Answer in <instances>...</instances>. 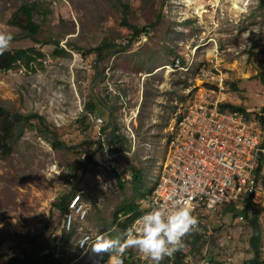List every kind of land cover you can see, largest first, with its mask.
<instances>
[{
	"label": "rangeland",
	"instance_id": "obj_1",
	"mask_svg": "<svg viewBox=\"0 0 264 264\" xmlns=\"http://www.w3.org/2000/svg\"><path fill=\"white\" fill-rule=\"evenodd\" d=\"M33 3L49 10L47 15L34 14L33 21L41 26L38 40H58L67 53L55 55L54 43H36L24 35L23 9ZM127 3L130 7L124 14ZM158 15L155 27L129 42L131 30L125 16L130 23L145 25ZM0 32L12 35L11 50L35 47L43 53L34 64L37 71L20 62L10 70L0 69L1 104L12 111L45 116L69 142L99 135L106 141L112 128L129 140L127 151L111 156L103 150L105 154L95 156L97 164L81 171L74 168L78 156L68 149H54L38 129L27 124L13 152H0V264L29 245L49 221L59 196L81 189L89 206L86 219L66 231V211L55 212L48 232L37 241L40 256L78 253L69 264H107L108 253H93L91 244L81 249L79 240L84 233L92 238L117 236L120 230L113 220L123 204L149 207L146 191L153 188L165 159L166 130L176 102L203 69L226 76L228 102L248 110L264 105V85L257 75L258 67L264 66L259 50L264 45V8L259 0H60L58 4L0 0ZM104 43L110 47L99 61L89 49ZM253 48L256 55L251 56ZM177 58L194 61L188 70H174ZM229 82L236 83L238 90H231ZM88 104L96 106L95 113H87ZM96 114L103 123L95 122ZM104 126H108L106 133L101 131ZM135 167L144 175V188L138 191L130 180ZM118 172H125L124 188L118 183ZM258 205L264 260V203ZM242 206L241 202L236 205L238 215L210 216L195 248L191 237L184 244L185 264H243L253 257L252 230L241 214ZM101 257L106 261L101 262ZM173 262L163 259L161 264Z\"/></svg>",
	"mask_w": 264,
	"mask_h": 264
},
{
	"label": "built area",
	"instance_id": "obj_2",
	"mask_svg": "<svg viewBox=\"0 0 264 264\" xmlns=\"http://www.w3.org/2000/svg\"><path fill=\"white\" fill-rule=\"evenodd\" d=\"M58 1L54 0V4ZM193 61L182 65L177 58L173 68L188 70ZM226 79L224 74L203 69L195 82L183 90L167 126L166 155L146 211L154 199L168 204L164 198L175 193L187 200L197 219L196 227L182 238V247L169 260L182 254L188 239L206 227L210 216L224 206L237 205L249 197L256 204L264 203V127L258 116L251 119L241 111L220 108L228 98ZM94 120L103 123L97 114ZM84 194L83 189L78 190L65 210L66 231L88 215ZM85 235L90 239L83 244L79 240L81 249L91 244V234L84 233L81 238ZM125 255H130L129 260L135 264L151 263L148 259L140 261L139 253L127 249L122 254V264H126Z\"/></svg>",
	"mask_w": 264,
	"mask_h": 264
},
{
	"label": "trees",
	"instance_id": "obj_3",
	"mask_svg": "<svg viewBox=\"0 0 264 264\" xmlns=\"http://www.w3.org/2000/svg\"><path fill=\"white\" fill-rule=\"evenodd\" d=\"M259 6L264 8V0H259ZM129 4H124V14L127 13L129 10ZM23 9V8H22ZM26 13L27 24L21 25L22 28L26 31L24 33L25 36L29 37L32 41L36 43H46V44H55V55H61L67 53L64 48H60L58 46V40L52 41L50 38L40 41L36 37L38 31L40 30V24L33 21V17L35 13L47 15L49 13L48 8H43L42 10L38 8L36 3L32 5L26 4L23 9ZM126 17V16H125ZM124 17V23L129 27L131 30V39L130 43L134 41V39L138 38L142 33H148L150 28L155 27L160 21V15H158L157 19L150 24L139 25L130 23ZM68 45L72 46V43ZM76 47V46H74ZM110 47L108 43H104L94 48H90L89 52H95L97 55V59L100 61L103 58V53ZM77 49H80L77 47ZM260 53L264 55V45L259 49ZM255 48L252 49L251 56L256 55ZM43 56V53L36 49L35 47H28V48H19L16 50L9 49L2 55H0V69L10 70L16 66L18 62L23 63L28 69L31 71H37V67L34 64ZM182 65H186V60L183 58L181 59ZM264 85V66L258 67V74H257ZM229 86L231 90L237 91L238 87L236 83L229 82ZM220 108H228L231 110L241 111L247 118L253 119L255 116H258L261 120V124L264 127V105L259 109L248 110L246 107L233 104L231 102L221 103ZM87 113L90 115L95 113L96 106L94 104H88L86 106ZM176 109V106H175ZM175 111V110H174ZM261 113V114H260ZM84 129L87 130L88 124L85 123V119L80 120ZM31 127H35L38 131L44 136L46 139L50 141L52 147L54 149H68L73 152L75 156L79 157L78 163L75 165L76 170L84 171L90 165L97 164L98 161L95 159L97 153L105 154L103 152L104 148L111 156H115L123 151L128 150L129 140L127 137L120 133L116 128H112L110 130V134L108 140L104 141L100 135L97 139H81L78 142H69L62 135L57 131L54 124L48 122L45 116L33 112V113H22L20 111H12L8 109L6 106L0 103V152L5 154H11L13 152L14 145L21 137L22 132L26 125ZM108 126H104L101 131H107ZM96 148L93 150V146L96 145ZM115 171L114 169H111ZM118 183L121 188H124L126 180L125 172H118L117 173ZM133 188L135 191L144 188V175L143 170L141 168H132L131 170V178H130ZM157 181V180H156ZM155 181V182H156ZM153 188L150 190L148 189L146 192L151 193ZM76 191V190H75ZM74 190L72 192L65 193L59 198H57L54 203V209L51 211L49 221L44 223L40 229V232L36 234L29 245L22 248V252L20 254H16L6 262V264H69L73 259L78 257V253H73L70 256H66V254H62V256L55 257L54 252L44 253L40 256V248L37 245L38 239L45 235L48 232L50 226V220L55 215V212H62L69 208V204L71 201L72 196L76 193ZM142 196L145 195L144 192H140ZM243 206L241 209V214L244 215L246 220L249 222L252 234L250 237V243L253 250V257L249 260H246L243 264H264V260H262V245H263V232L262 227L260 224V214L262 208L254 203L252 199L246 198L243 202ZM146 211V209H142L141 204L139 203H128L123 204L114 215L113 225L118 226L119 232L118 235H121L125 229L129 228L135 218L142 214V212ZM220 212L223 213H233L237 214V207L235 204H229L223 207ZM123 215L125 217L124 220L120 219V216ZM241 215V216H242ZM59 224L57 223V226ZM204 228V227H203ZM201 230L196 231L192 238L191 244L193 247L197 245L200 238H202L199 234ZM205 231V230H204ZM73 233V232H71ZM187 243V242H186ZM46 248H51L50 244L47 243ZM126 263L131 264L130 255H125ZM185 255L180 254L179 256L175 257L174 264H185L184 262ZM106 257H101V262L106 261ZM169 260V258L167 259ZM213 263V262H212ZM81 264H92L91 262H82ZM211 264V262H209Z\"/></svg>",
	"mask_w": 264,
	"mask_h": 264
},
{
	"label": "clouds",
	"instance_id": "obj_4",
	"mask_svg": "<svg viewBox=\"0 0 264 264\" xmlns=\"http://www.w3.org/2000/svg\"><path fill=\"white\" fill-rule=\"evenodd\" d=\"M11 40L10 33L0 32V55L9 50ZM164 199L169 203L154 199L150 209L142 212L121 235L111 238L95 235L91 239V251L108 253L107 264H122L121 257L127 249L135 250L151 264H161L164 258H171L182 247V238L196 227L197 219L184 198L173 193ZM89 239L85 235L80 242L83 244ZM131 264L135 262L131 261Z\"/></svg>",
	"mask_w": 264,
	"mask_h": 264
},
{
	"label": "bare ground",
	"instance_id": "obj_5",
	"mask_svg": "<svg viewBox=\"0 0 264 264\" xmlns=\"http://www.w3.org/2000/svg\"><path fill=\"white\" fill-rule=\"evenodd\" d=\"M234 5H236V4H234ZM161 69H162V68H161ZM161 69H160V70H161Z\"/></svg>",
	"mask_w": 264,
	"mask_h": 264
}]
</instances>
